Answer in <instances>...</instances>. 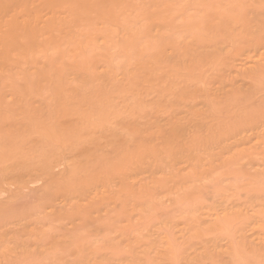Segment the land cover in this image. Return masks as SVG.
<instances>
[{"label": "bare ground", "instance_id": "obj_1", "mask_svg": "<svg viewBox=\"0 0 264 264\" xmlns=\"http://www.w3.org/2000/svg\"><path fill=\"white\" fill-rule=\"evenodd\" d=\"M172 3L0 0V189L6 183L7 191L10 184L21 189L39 180L42 195L51 200L40 207L46 206L49 215L84 218L95 210L90 200L82 201L85 193L92 198L102 192L110 200L120 193L128 197L141 172L153 166L160 170L163 163L164 170L177 171L178 162L185 161L198 166L194 171L199 174L205 160L201 149H212L221 135L238 129L241 121L234 122L239 116L253 120L259 106L258 87L252 83L264 89V59L255 72L248 70L251 78L246 74L250 83L254 80L253 90L244 89L243 82L240 91L226 88L228 82L217 72L231 70L243 51V43L230 38L235 25L224 19L218 23L211 15L217 20L212 29L216 21L211 23L208 8L204 15L210 23L196 14L194 21L176 24L173 11L177 17L175 9L187 5ZM166 30H190L187 35L198 30L196 38L204 43L177 45L167 39ZM88 51L97 54L91 57ZM117 59L123 62L113 64ZM212 72L218 86L211 85ZM15 195L0 200V221L13 214Z\"/></svg>", "mask_w": 264, "mask_h": 264}, {"label": "rangeland", "instance_id": "obj_2", "mask_svg": "<svg viewBox=\"0 0 264 264\" xmlns=\"http://www.w3.org/2000/svg\"><path fill=\"white\" fill-rule=\"evenodd\" d=\"M167 1L173 2V6L177 7L183 5L181 3L187 5L183 6L185 9L180 7V11L179 8L175 9L176 13H181L177 17L173 11L176 24L181 21L189 22L191 19L194 21L196 17L202 18L199 15L208 13L205 11L208 8L210 16H217L215 18L218 23L224 19L228 26L235 25L230 38L235 39L233 42L238 45L243 43L240 47L243 51L235 57V66L231 70L221 69L217 73L224 75L220 78H225L224 81L228 82L226 88H234V91H238L243 83L247 91L258 87L256 99L252 96L257 100L254 103L259 106L258 110L255 107L256 115L252 110L253 120L251 117L234 118V123L241 121L238 129L221 135L212 149L203 147L201 150L205 152V160L200 162L203 171L199 168V174L194 171L195 168L198 170V166L193 167L185 161L178 162L177 171L168 167L164 170V163H159L163 170L158 169L160 166H153L152 171L141 172L136 182L132 183L133 188L130 186L135 194L132 191L128 197L120 193L119 198L116 195L110 200L99 191L102 195L99 200V194L96 197L93 194L90 198L85 191L87 193L84 197H88L82 201L90 200L91 205L95 204L92 205L95 210L84 218L62 216L60 213L49 215L46 206L40 207L41 202L48 203L51 200L45 199L49 194L45 197L42 195V182L39 180L34 179L35 182L26 183V186L23 184L21 189L10 184L9 193V184H4L0 189L3 191H0V200L7 201L15 192L20 196L15 195V199H11L13 204L16 202L15 205L12 204L15 207L13 214L10 213L11 216L5 219L4 216L0 221V264H264V104H261L264 101V89L259 83L261 92L255 84L256 80L252 83L253 79L252 88L249 77H246L250 69L254 71V68L264 63L261 56L264 54V0ZM200 3L201 9L198 8ZM206 16L204 15L205 21L210 23ZM212 16L211 23H216L209 25L214 29L217 20ZM233 18L237 20L232 22ZM167 30L166 34L170 37L167 39H173L177 45H184L185 40L194 47L195 44L199 46L204 43L198 41L200 37L196 38L198 30H191L189 35L190 30H181L184 34L172 31L173 36ZM207 31L211 32L209 29ZM166 34L164 32V39ZM193 37L195 41H191ZM161 39L163 40L162 36ZM257 41H261L259 46L254 45ZM99 49L101 51L103 48ZM99 49L95 52L98 53ZM89 51L86 52L88 56L91 55ZM95 52L91 57L97 54ZM221 54L226 56L225 52ZM119 60L121 59L114 60L113 64L119 62L116 65H120L123 61ZM206 73L204 76H207ZM227 76H232L237 84L234 85L233 79ZM248 76L251 78V74ZM216 77L211 85L217 84L215 81L219 78ZM239 84L241 86L238 88ZM229 91L228 89L227 92ZM209 92L219 94L215 89H210ZM241 95L239 94L240 97ZM252 105L248 104L247 108ZM247 119L249 122H246ZM242 122L246 123L241 124ZM56 207L57 210L58 207L60 209V206Z\"/></svg>", "mask_w": 264, "mask_h": 264}]
</instances>
